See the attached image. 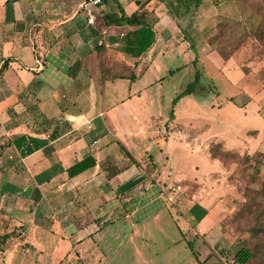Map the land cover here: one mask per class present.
Instances as JSON below:
<instances>
[{
    "label": "crops",
    "instance_id": "1",
    "mask_svg": "<svg viewBox=\"0 0 264 264\" xmlns=\"http://www.w3.org/2000/svg\"><path fill=\"white\" fill-rule=\"evenodd\" d=\"M81 1L0 0V264L99 256L103 230L120 214L140 237L160 215L137 219L148 192L180 181L193 185L178 197L189 219L205 210L190 224L196 261L220 264L219 196L229 171L209 146L264 163V59L241 63V49L223 59L204 36L193 39L196 16L203 31L229 0H202L179 18L162 0H105L94 23ZM111 10L148 12L155 41L139 57L128 53L138 26L106 24ZM202 54L203 77L231 90L221 103V95L195 97L193 77L173 104L175 74L193 73ZM178 57L182 65L169 67ZM88 156L95 165L70 177L67 169Z\"/></svg>",
    "mask_w": 264,
    "mask_h": 264
},
{
    "label": "rangeland",
    "instance_id": "2",
    "mask_svg": "<svg viewBox=\"0 0 264 264\" xmlns=\"http://www.w3.org/2000/svg\"><path fill=\"white\" fill-rule=\"evenodd\" d=\"M221 1L224 0H218ZM229 1L230 8L222 11L223 13H216L217 17H213L215 19L208 23L203 31L195 29L200 23H197V14H192L197 17L194 19L193 39H201V36H204L210 46L222 52L224 56L233 55L241 49V63H246L251 58L258 61L264 59V37H257L254 30L264 15V0ZM262 27L264 28V24ZM192 45L190 48H193L195 56L196 49L194 44ZM234 59L237 60V55ZM182 61L184 60L178 57L169 67L175 68ZM195 63L194 74L191 73L190 66L188 70L175 74V80L170 85L176 86L174 96L182 93L194 77L195 97L204 94L203 97L210 100L221 95L216 98L221 103L224 95L231 89L225 84L221 86L217 81L203 77L208 70V60L204 54L201 62ZM168 85L167 82L166 88ZM259 160V157L249 160L246 157L228 155L220 162L229 171L227 190L219 196L222 201L220 230L227 240L223 241V247L215 249L220 256L230 259L234 264H237L235 254L241 248H246L251 253V258L246 264H264V196L261 195V189L264 187V166H260V173L254 170V165ZM174 184L180 186L173 203L166 200L158 187L153 188L144 198L146 201L150 200V203L140 209L137 219L148 217L153 211H159L160 215L157 221L151 220L146 224L143 235L131 238V227L120 214L118 222L103 230L99 242V256H87L81 260L64 258L59 264H198L196 258L200 241L196 234L192 237L191 225L201 219L205 210L202 209L201 213L193 215V220L189 219L178 197L193 189V185L184 181ZM258 213L262 215L258 216ZM46 263L53 264V260L45 258Z\"/></svg>",
    "mask_w": 264,
    "mask_h": 264
},
{
    "label": "trees",
    "instance_id": "3",
    "mask_svg": "<svg viewBox=\"0 0 264 264\" xmlns=\"http://www.w3.org/2000/svg\"><path fill=\"white\" fill-rule=\"evenodd\" d=\"M166 2V8L168 13L174 17V18H179L182 17L186 14L191 13L193 10H195L202 0H162ZM213 2H218V0H212ZM105 2V0H104ZM120 14L114 12V10H111L109 13H106L102 16V20L109 25H123V24H128V25H135L138 26L136 29L132 30L129 35L133 36L131 42L129 43L131 47L134 49V52L132 50H129L128 53H130L134 57H139L143 52L147 51L153 42L155 41V31L154 29L145 22V16L148 13L146 10H141L139 12H135L131 14L130 16H127L124 12L121 10ZM264 24V15L261 16V22L258 24V26L254 29L256 32L255 34L257 37L261 35V37H264V28L262 25ZM193 45L191 44V47ZM217 51V53L221 56L223 59H227L228 57L231 56L222 54V52L218 51L217 49H214ZM115 75H118L115 73ZM186 95V90H184L182 93H180L174 100L173 104L177 101L179 97H182ZM172 115V113H171ZM31 142H35L34 139L32 138H27ZM26 140L25 137L19 138L17 141V144L20 142H23ZM22 144V143H21ZM20 145V144H19ZM118 145L121 147V149L129 156L128 151L126 148L121 145L118 142ZM33 150L32 147H27L25 152L22 154L25 155L26 153H30ZM209 152L210 155L217 159L219 162H221L222 159L227 157L228 155L230 156H235V157H246L249 160H254L256 157H259L260 160L257 161L254 165V170L256 173H260V166H264V163L261 159L260 154H253V155H244L240 156L235 153H229L225 152L222 148L221 145L218 143H211L209 146ZM130 158L134 161V159L130 156ZM135 162V161H134ZM95 165V160L91 157L88 156L78 162H76L74 165L69 167L67 169V173L70 177L77 175L86 169L93 167ZM264 186V185H263ZM261 195L264 196V187L261 189ZM262 214L258 213V216H261ZM251 258V253L248 249L246 248H241L239 249L236 254H235V260L237 264H246L247 261Z\"/></svg>",
    "mask_w": 264,
    "mask_h": 264
},
{
    "label": "built area",
    "instance_id": "4",
    "mask_svg": "<svg viewBox=\"0 0 264 264\" xmlns=\"http://www.w3.org/2000/svg\"><path fill=\"white\" fill-rule=\"evenodd\" d=\"M104 4V0H82L79 4L80 10L86 13L87 15V22L94 23L96 18L100 15L101 7ZM179 186H171L163 193L166 200L169 203L174 202V194L177 193ZM220 264H234L228 258H222Z\"/></svg>",
    "mask_w": 264,
    "mask_h": 264
}]
</instances>
